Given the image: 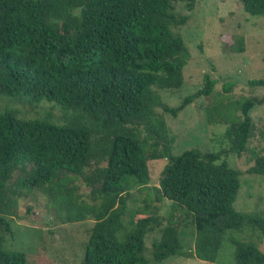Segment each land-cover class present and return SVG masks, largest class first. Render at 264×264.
<instances>
[{
	"label": "trees",
	"instance_id": "trees-1",
	"mask_svg": "<svg viewBox=\"0 0 264 264\" xmlns=\"http://www.w3.org/2000/svg\"><path fill=\"white\" fill-rule=\"evenodd\" d=\"M197 1L0 0V99L9 106L0 109V264H26L22 251L6 250L5 236L13 237L20 200L34 193L60 223L90 222L78 264H147L146 253L157 263H214L223 242L233 264H264V213L233 207L241 172L220 152L172 153L164 114L213 97L205 121L225 127L227 153L251 154L246 174L264 176V155L247 147L250 111L263 99L233 100L231 83L214 93L207 74L175 107L160 97L182 87L188 16L177 8L191 11ZM239 1L249 17H264V0ZM43 102L59 116L23 120L12 109ZM155 160L166 164L150 187L147 163ZM131 189L144 193L143 209L129 211ZM161 200L170 204L164 225L150 210ZM184 229L191 248L181 244Z\"/></svg>",
	"mask_w": 264,
	"mask_h": 264
},
{
	"label": "rangeland",
	"instance_id": "rangeland-1",
	"mask_svg": "<svg viewBox=\"0 0 264 264\" xmlns=\"http://www.w3.org/2000/svg\"><path fill=\"white\" fill-rule=\"evenodd\" d=\"M177 9L188 16L186 26L180 32L189 59L182 69V87L176 91L160 92L162 101L168 107H175L184 96L201 88L205 74L216 81L214 93H221L222 84L231 83L233 88L229 95L233 100L263 99L250 111L254 130L247 147L264 155V84L250 85L253 81H264V17L246 15L239 0H198L191 11H186L181 5ZM239 41L241 52L236 51ZM215 99L197 98L176 117L164 114L165 124L173 138L172 153L178 155L189 149L220 152L221 159L230 168L241 172L234 209L239 213H264V176L245 173L253 164L251 154L245 152L236 157L227 153L228 146L220 138L225 127L208 125L205 121L204 109ZM6 106L0 99V109ZM12 109L23 120L44 118L48 114L52 119L59 116V111L45 102L13 105ZM165 164V160L147 163L150 187L158 186V177ZM81 190L87 192L83 186ZM143 199V192L131 189L127 203L129 211L143 209ZM169 205L167 200L150 204L152 215L162 219V225ZM19 206L17 216L12 218L13 237L5 236L6 250L22 251L26 264H78L81 244L90 222L60 223L37 193L20 200ZM158 238L159 228L148 233L144 239L146 249ZM180 238L185 248L192 247L190 229H184ZM231 251L230 245L223 242L214 263L183 257H171L157 263L149 253H146V258L147 264H233Z\"/></svg>",
	"mask_w": 264,
	"mask_h": 264
}]
</instances>
